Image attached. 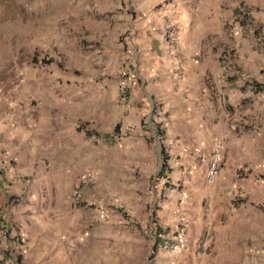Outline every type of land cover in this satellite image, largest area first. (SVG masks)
<instances>
[{
	"label": "rangeland",
	"instance_id": "1",
	"mask_svg": "<svg viewBox=\"0 0 264 264\" xmlns=\"http://www.w3.org/2000/svg\"><path fill=\"white\" fill-rule=\"evenodd\" d=\"M139 2L141 0H0V96L5 98L8 89L20 91L30 80L35 86V110L46 113L58 110L52 107L51 96H58L61 90L68 92L69 102H65V106L74 112L73 138L81 137L96 146L104 157L105 166L102 174L92 172L89 163L79 166L64 184L61 210L79 214V225L86 235L91 234V244L97 239L94 230L106 227L109 219L118 216L122 244L127 245L132 240L128 237L135 235L136 264H148L149 247L155 243L152 216L159 218L157 210L167 195L184 193L187 204L199 203L205 213L209 206V201L196 197L191 183L182 182L181 178L171 179V187L163 195L160 183L155 181L156 174L145 172L143 155L128 159L127 148H139L136 141L141 140L140 130L147 131L144 136L151 138V120L163 133L168 123L173 136L179 138L183 133L173 113L183 101L197 112L204 126L201 133L205 136L221 127V130H230L229 133H237V137L244 133L246 138H256L255 156L249 157L241 167L247 172L245 177H250L256 185L248 182L249 185L233 193L230 202L242 201L241 212L251 217L246 225V236L237 238L235 248L242 254L246 251L248 264H264V91L255 95L246 85V82L264 84V0L206 2L210 29L201 40L205 68V84L201 83V88L206 86L209 91L206 95L201 91L192 96L179 88L180 65L169 72L167 65L159 62L148 65L145 61L144 67L134 64V38L146 23V17L133 5ZM192 4L196 7L198 3L194 0ZM189 19L186 13L182 23L167 21L162 31L164 41L175 45L184 24H191ZM141 49L159 60V49L154 44ZM31 75H35V81ZM8 93L10 99L11 93ZM145 94L150 95V99ZM117 104L119 119H124L127 126L114 131L113 135L117 119L112 112ZM100 107H104L103 118L97 115ZM3 113L4 110H0V124L4 121ZM117 141L122 157L113 183H117L119 190L115 191L111 188L109 174L111 153ZM155 144L160 146L161 142ZM250 172L255 173L250 175ZM57 213L56 208L48 215L54 218ZM185 223L174 227L166 225L165 231H160L155 253L166 250L180 253L190 239ZM15 232H19L15 225L0 224V262L3 254L12 252L13 263L23 264L20 246L25 251L29 247L27 240H21ZM189 232L194 238L198 233ZM213 233V229L205 228L195 242L197 264H203L199 254L205 255L208 263H214L217 248ZM16 237L20 246L14 242ZM56 243L55 264H64L67 244L65 241Z\"/></svg>",
	"mask_w": 264,
	"mask_h": 264
},
{
	"label": "crops",
	"instance_id": "2",
	"mask_svg": "<svg viewBox=\"0 0 264 264\" xmlns=\"http://www.w3.org/2000/svg\"><path fill=\"white\" fill-rule=\"evenodd\" d=\"M193 1L141 0L139 3H133L135 9H139L140 14L146 17V23L139 29L141 33L134 38V64L139 63L144 67L145 61L148 65L151 62L157 65L159 62L161 65H167L169 72H173L177 64L180 65L179 88L183 93L187 91L189 96L197 95L201 91L206 95L209 91L206 86L201 88L205 74L201 40L210 29L207 19L210 11L206 9V2L214 0H195L198 3L196 7H193ZM186 13L191 24H184L176 44L169 45L162 37L165 23L176 20L181 22ZM151 44L159 49V60H155L141 49ZM30 77L35 81V75ZM247 86L251 88V85ZM12 91L13 88L6 92L8 95V92L11 93V100L8 95L5 98L0 96V110H4V121L0 124V224L15 225L19 229L15 234H19L21 240H27L28 252L19 245V241L17 242L19 237L14 241L23 252V264H55L57 241L61 242L60 244L65 241L67 244L64 264H136V246L133 242L135 235L128 237L132 240H129L127 245L122 244L118 216L116 219H109L106 227L100 228L99 231L94 230L93 235L97 239L94 238L95 243L91 244V234L86 235L79 225V214L61 210L64 184L73 172H77L79 166L89 163L92 172L102 174L105 166L104 157L96 146L89 145L88 141L81 137L73 138L76 124L73 119L74 112L65 106V102H69L66 98L68 92L61 90L58 96H51L52 107L58 110L45 113L40 112L38 108L35 110V86L30 80L20 91ZM251 93L256 95L258 92L251 89ZM145 96L150 99V95ZM184 101L194 104L189 99ZM180 103L177 104L173 115L177 116V127L185 136H173L168 123L161 136H156L152 127H149L151 138L144 136L147 131L140 130L141 140L136 141L139 148L128 147V159L143 155L145 172L155 175L161 165L160 148L163 146L169 170L166 177L159 181L162 194L171 187H166L165 182L170 183L173 178H181L182 182L191 183L196 197H200V200L207 199L209 206L205 213L199 203L187 204L184 193L173 192L167 195L157 210L159 218H156L154 226L159 227L160 231H165L168 224L174 227L186 222L189 227L187 236L190 239L180 253L167 250L155 253L148 264H197L194 246L205 228L213 229L215 236L214 246L217 250L213 264H248L246 251L244 254L238 252L234 242L241 235L246 236V225L251 217L249 213L241 212L242 201L231 203L230 199L233 193L236 194L249 185L248 182L256 185L250 177H245L247 172H243L241 168L249 157L255 156L256 138H246L244 133L237 137V133H229L230 130H221V127L216 128L212 135L205 136L201 133L204 126L198 120L193 106L189 107L183 101ZM9 106L10 109H7ZM103 108L100 107L97 111L101 118L104 117ZM112 113L117 119L115 125L118 124L116 130L115 125L113 126L114 135V131L123 129L127 123L124 119H119L118 104ZM219 135L226 138L223 159L215 182L208 184L205 179L206 166L200 162L199 157L211 150L214 138ZM156 142H161V145H156ZM114 147L109 175L112 190L118 191L117 183L113 185L122 157L118 141ZM93 163L95 164L92 165ZM252 173L255 172H250V175ZM179 199L181 200L178 201ZM223 199L228 201L224 203ZM56 208L57 215L54 218L49 217L48 212ZM152 225L153 222L151 229ZM190 230L194 233L198 231L194 235L195 238L191 236ZM204 256L199 254L201 263L210 264ZM2 259L0 264H18L13 263L15 256L12 252L3 254Z\"/></svg>",
	"mask_w": 264,
	"mask_h": 264
},
{
	"label": "built area",
	"instance_id": "3",
	"mask_svg": "<svg viewBox=\"0 0 264 264\" xmlns=\"http://www.w3.org/2000/svg\"><path fill=\"white\" fill-rule=\"evenodd\" d=\"M226 138L219 135L214 138L211 150L199 157L201 163L205 164V179L208 184L215 182L220 169ZM84 181V180H83Z\"/></svg>",
	"mask_w": 264,
	"mask_h": 264
},
{
	"label": "trees",
	"instance_id": "4",
	"mask_svg": "<svg viewBox=\"0 0 264 264\" xmlns=\"http://www.w3.org/2000/svg\"><path fill=\"white\" fill-rule=\"evenodd\" d=\"M34 60V57H33ZM49 60V59H48ZM251 85V89L255 92H262L264 91V84L262 83H258V82H246V85ZM151 123L154 124L155 122L151 120ZM155 127H153L154 133L156 136H161L162 135V130L158 127V125L155 123L154 124ZM118 128V124L115 125L114 130H116ZM160 156H161V165L160 168L158 170V173L155 176V181L159 182L161 180H163L166 177V173L169 170L168 164H167V156L165 154V150L163 148V146H161L160 148ZM170 184L169 182H165V186L168 187ZM156 219L154 218V216H152V222H153V229L155 230V233H153V235L155 236V243L153 244L152 248H151V256L150 259L154 256L155 251H156V246L158 244V238L160 237V230L159 227L154 226Z\"/></svg>",
	"mask_w": 264,
	"mask_h": 264
},
{
	"label": "water",
	"instance_id": "5",
	"mask_svg": "<svg viewBox=\"0 0 264 264\" xmlns=\"http://www.w3.org/2000/svg\"><path fill=\"white\" fill-rule=\"evenodd\" d=\"M157 173H158V172H157ZM157 173H156V174H157Z\"/></svg>",
	"mask_w": 264,
	"mask_h": 264
}]
</instances>
